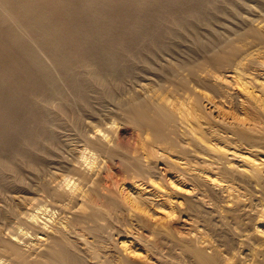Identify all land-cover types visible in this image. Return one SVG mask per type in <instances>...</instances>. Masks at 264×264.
Masks as SVG:
<instances>
[{
  "label": "rangeland",
  "instance_id": "374dc122",
  "mask_svg": "<svg viewBox=\"0 0 264 264\" xmlns=\"http://www.w3.org/2000/svg\"><path fill=\"white\" fill-rule=\"evenodd\" d=\"M240 1L247 2L97 0L89 7L76 0V6L69 4L70 8L60 12L67 16L66 26L52 37L57 48L39 41L32 32L25 35L41 60L51 57L48 66L59 86L57 110L46 105L49 84L40 67L10 46L7 25L0 23V176L6 173L0 178V193L11 182H35L48 168L63 169L64 161L76 159V164L81 163L77 169L85 173L80 172L83 182L61 171L55 181L76 192L75 216L69 217L65 204L66 215H62L67 217L58 215L61 219L56 224L62 220L60 226L67 237L88 256L107 253L134 264H196L186 251L172 248L170 243L177 239L221 262L252 264L253 252L230 251L224 241L233 233L234 240L244 238L252 245L255 242L256 250L264 248V200L259 193L264 192V47L257 46L253 38L245 46V41L236 43L248 50L237 69L225 60L213 64L207 50L222 39L221 25L241 13ZM20 23L26 25L25 19ZM183 59L197 70L198 81L193 84L188 79V88L177 79L181 71L177 64ZM146 73L157 76V82L165 86L154 87L158 91L153 94L168 98L166 108L182 130L177 132L176 144L188 151L185 154L179 146L154 143L149 134L120 118L116 105ZM86 122L97 132L108 126L109 137L99 135L114 146L109 147L113 152L80 151L74 134ZM50 128L59 132L56 139ZM119 153L130 157V166L119 159ZM39 241H43L41 235L27 236L22 247L29 250ZM0 259V264L5 262Z\"/></svg>",
  "mask_w": 264,
  "mask_h": 264
},
{
  "label": "bare ground",
  "instance_id": "6f19581e",
  "mask_svg": "<svg viewBox=\"0 0 264 264\" xmlns=\"http://www.w3.org/2000/svg\"><path fill=\"white\" fill-rule=\"evenodd\" d=\"M82 1L85 5H88L90 7V6H94L97 0H81V2ZM246 1L247 2H254L255 4L251 5V4H248L247 2L245 3L244 1L243 2L240 1V3H238V6H239V8H241V13L238 12L239 14H237V15H231L232 18L231 17L230 18L233 20L229 21V23L226 25L225 24L221 25L222 26L221 27L222 37L220 36L221 34L217 35V37L220 36L222 39H220V41H218L219 39L216 38L218 41L217 44H214V45L212 44L213 45L212 48H207V50L210 49L209 53H211V56L209 55V57H210L209 61L211 60L212 63L213 62H220L221 60H225L229 63L230 68H234V69H237L238 67L240 68L239 63L241 62V60L245 56L246 51H248V50H244L242 47L237 46L236 43H241V42L245 41V43H242V45L245 46L247 43L246 40L248 38H251V39L253 38V40H255L257 43L256 45L257 46L260 45L259 46L260 48L264 47V0H246ZM72 3L75 4L76 0H73V1L72 0H0V23L7 25V29H6L5 33L8 34V36L11 40L10 46H12V48L15 46L21 52V56H25L28 60L38 64V66L40 67L41 73L43 75H45L46 81L49 84V87L47 90L48 95H47L46 105L48 104V106H50L52 109H56V110L60 108V106H59V108L57 106L58 105V99L60 98V96L58 95L59 90L57 89V87H59L57 77L52 72H50V69L48 66V63H49L48 61L51 57H49V59H48V56H46L48 61L47 60L46 61L41 60L37 51L34 48H32L33 45L30 43V41L28 39L25 38V35L27 32H32V34H34L39 39V41L42 40V42H46L47 44L51 43L52 46L57 48L58 43L53 41L52 37L55 38V36H56L55 34L58 33L57 31L62 30V28H64L67 24V16L65 17L64 15H61L60 12L62 10H66V8H70L69 4H72ZM75 6H76V4H75ZM82 6L84 7V5H82ZM233 6L235 7V5H233ZM234 9H236V7ZM231 12H232V10H231ZM235 12H236V10H235ZM44 14H46V16ZM229 14H231V13H229ZM94 17H95V15H94ZM226 18H227V16H226ZM23 19H25V24H26L24 26H22L23 24L20 23ZM218 24H220V22ZM208 32H210V31H208ZM185 34H187V33H185ZM209 34H211V33H209ZM206 35H208V34L206 33ZM197 36H199V35H197ZM33 38H34V36H33ZM187 38H188V36H187ZM193 38H191L192 41L195 40ZM211 38H209V39L211 40ZM214 41H212V42L214 43ZM189 42L187 44H190ZM34 44H35V42H34ZM44 44H43V46H45ZM209 44H211V43H209ZM40 45H39V47H40ZM207 47H210V46H207ZM180 54H181V52H180ZM247 54H248V52H247ZM80 55H81V53H80ZM6 56H7L6 58L8 60V55H6ZM52 58H53V56H52ZM165 59L162 58L164 63L167 62V59L166 60ZM185 59H183V61H181V62H179V60H178L179 64H177L178 71L181 69L180 74L177 75V77H178L177 79L179 80L178 84H181L183 87H187L188 79L193 84H194L195 80L197 79L196 68L194 66H191L188 64L189 62L191 63V61L184 62ZM199 59H201V58H199ZM168 60H169V58H168ZM190 60H192V59H190ZM170 61H169V63H170ZM16 63H17V61H16ZM173 63L174 62H172V64ZM158 64H160V62ZM166 64H168V63H166ZM166 64H162V66L166 65ZM192 64H193V62H192ZM200 64H201V62L198 64V66ZM206 64H208V63H206ZM213 64H215V63H213ZM10 65H11V63H10ZM156 65H157V63H156ZM203 65H205V64H203ZM156 69L158 70L157 67H156ZM38 70H39V68H38ZM174 71H177V70H174ZM171 72H172V69H171ZM6 74H8V73H6ZM147 74L148 73L141 75L139 78L137 77L138 80H137V82H135V83H137L136 84L137 87L133 88L131 91L129 90V92H127L126 96L125 97L123 96L124 97V98H122L123 100L121 99L119 101L120 104L118 103L116 105L117 111H120V114H121V117L120 116L119 117L120 118L123 117L125 119V121H123V122H125V123L127 122V124L130 123L131 125H133L135 128H137L142 133L149 134L150 140H152L154 143H164V144L170 145V147L176 148V146L177 147L179 146L178 143L176 144V138H178V133L181 130L180 122L177 119V117L173 113H171V111H169L170 109L166 108V105H165L166 102H164V101L167 100L168 98H166L164 100L163 95L161 96L160 93H159V95L163 99L160 98V96H158V95H156L157 97H155V94L158 90H155L154 87L157 86L158 89H162L163 84L161 85L160 81H158L160 83L157 82V80H158V79H156V78H158L157 76L155 78V77H152V75H153L152 73H150V74H152L151 76H150V74L149 75H147ZM43 75H42V77H43ZM168 77H170V76H168ZM42 79H44V77ZM197 81H198V79H197ZM165 83L167 84V81H165ZM168 85H170V84H168ZM164 87H163V89H165ZM176 87H179V86H176ZM30 88H31V86H30ZM181 88H180V90H181ZM90 89H91V87H90ZM154 90L156 91V92H154L155 94H153ZM166 90L167 89H165V92H166ZM117 95H118V93H117ZM168 103L169 102H167L166 104L168 105ZM52 118H54V117H52ZM86 118H88V117H86ZM182 121H183V119H182ZM185 121H186V119H185ZM89 123L85 124V128L81 127L82 129H79L77 132L75 131L76 133L74 134V136H75L74 139H76L77 142H79V145L81 146L80 151H82V150L87 151V149H88V150H91V152H92V150L96 151V152L100 151L101 154H103L104 152H107L109 147L112 145V144H109V140L103 139V138L109 137L108 134H110V133H109L108 126L104 127L103 129H98V132H97V130L96 131L92 130L91 126L93 124L90 123L91 124V126H90ZM109 124H107V125H109ZM104 126H105V124H104ZM110 126L111 125H109V127ZM93 127H94V125H93ZM110 129H111V127H110ZM100 132H102L103 138L99 135ZM50 133L52 134L51 136L54 137L55 139H56V137L59 136L58 135L59 132L56 131L55 128H50ZM180 134H182V133H180ZM60 135H61V133H60ZM111 147H114V146L112 145ZM178 148H180L181 153L185 154L188 152L186 149L183 150V148L180 146ZM72 150H73V148H72ZM76 150H78V149H75V151ZM112 150H110V151H112ZM101 151H103V153ZM192 151H195V150H192ZM118 152L119 151H117V153ZM106 154H109V153H106ZM112 154H110V155H112ZM103 155H105V154H103ZM114 156H116V155H114ZM119 156H121V158L119 157V159L122 160L126 166L127 165L130 166V162H131L129 160L130 157H129V159H126L127 157L121 155L120 153H119ZM131 159H133V158H131ZM69 160H71V159H69ZM106 160H107V157H106ZM128 160L130 162H128ZM134 160H135V158H134ZM108 161H110V160H108ZM76 162H77L76 159H74V162L73 161L72 162L64 161L62 163L63 169H49L48 168L45 171V175L42 176L40 179L38 178V180H36L35 182H33V180H32L31 183H25V182L23 183L22 182V184H21L20 180H22V179L19 180L20 184H18L19 182L12 184V182H11V184L9 185L10 188L5 186V188H8V190L6 192L0 193V258H3L6 263H9V264H134V263L127 261L126 259H122V258L117 259L111 255H108L107 253H104V254L98 255V256L97 255L88 256L87 255L88 253H85L84 251L78 249L77 245H74V243L71 241V239H69L67 237V235H66L67 233H65L60 226L61 223H63L62 220L59 223V225L56 224L57 223L56 219H61L60 217H62L64 219V217H67V216H65L66 212L71 214L69 217L75 216L72 212L74 210L73 208L77 205L76 203H77L78 197L76 195V192L74 195V191H73L74 189H71V188L67 189L66 188L67 186L62 187L61 183L58 184L55 181L58 178V173H57L58 171H61V173L62 172H68L70 174H73L72 176L76 175L77 177H79L76 181H78V182H79V180L81 181L83 179V177H82L83 175L80 174V172H82L83 170L79 172V167L77 169V166H76L79 162L77 164H76ZM134 162H136V161H134ZM79 164H81V163H79ZM132 164H133V162H132ZM136 169L139 170L141 168L136 167ZM11 170H13V169H11ZM35 170L36 169H34V171ZM39 170L40 169H38L37 171H39ZM3 173H5V172H3ZM41 173H40V176L42 175ZM2 174H1V176H2ZM83 174H85V173H83ZM1 176H0V178H1ZM7 177H9V176H7ZM33 177H34V175H33ZM38 177H39V175H38ZM75 179H76V177L74 178V180ZM25 180H27V179H25ZM65 181H66V179H65ZM15 182H17V181H15ZM69 182H70V180L68 179L66 185H68ZM82 182H83V180H82ZM84 183H85V179H84ZM78 186H79V184H78ZM260 191H259L260 198H261V200H264V192H260ZM140 201H142V200H140ZM65 204H66L65 207L68 209V211H66V212L63 209V206ZM63 213L65 215H62ZM55 214H56V216L54 217ZM58 215H60L59 218H58ZM242 216H245V215H242ZM69 220H71V219L69 218ZM215 227H217V226H215ZM242 231H244V230H242ZM245 231H247V230H245ZM239 232H241V231H239ZM245 233L246 232H244V234ZM38 235H41L43 237V241H39V243L37 242L38 244L35 247L32 246L33 248L31 247V249L29 248V250L23 249L22 244L27 242V236L28 237H30V236L36 237ZM232 235H233V233L231 235H227V237L224 241L225 246L227 247L226 249L233 251V252H237L238 250H241V251L246 250L247 252L251 251L250 254L252 255V252L254 254L253 260L251 263L252 264H264V250H262L264 248H260L261 249L260 250L257 247L259 250H256L253 247L255 242L252 245L250 242L249 243L246 242L247 239L245 240L244 238H242V239H244V240H242L240 237H237V238L238 239L240 238L241 240H236L237 238L234 240V237ZM173 236H174V234H173ZM243 237H244V235H243ZM173 240L174 241H172V243H170L171 241L169 242L171 244L172 248L178 249L180 251L182 250V252H183V250L186 251L189 255L192 256V258H194V261L196 262V264H228L227 260L226 261L223 260L221 262L219 259L216 258V256H213L212 254L208 255V253H206V251L204 252L203 250H201L198 247H195L192 245L187 246L188 244L187 245L184 244L185 246H183L182 244H179L177 239L176 240L173 239ZM262 243H264V242H262ZM223 249H225V248H223ZM93 252H94V250H93ZM233 252L231 255H234ZM92 253H90V254H92ZM246 256H247V254H246ZM232 257H231V259H232ZM235 257H236V255H235ZM235 257H233V258H235ZM88 258L94 259L93 263L91 261H89ZM225 259H227V258H225ZM228 259H230V258L228 257ZM5 262L3 261V263H5Z\"/></svg>",
  "mask_w": 264,
  "mask_h": 264
}]
</instances>
